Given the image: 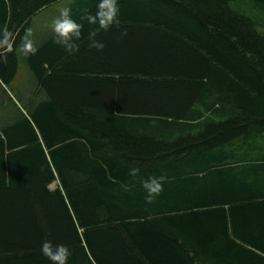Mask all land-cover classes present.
<instances>
[{"label": "trees", "instance_id": "16d2710c", "mask_svg": "<svg viewBox=\"0 0 264 264\" xmlns=\"http://www.w3.org/2000/svg\"><path fill=\"white\" fill-rule=\"evenodd\" d=\"M98 3L0 0V264H51L44 241L68 264H264V0H117L107 31L81 20Z\"/></svg>", "mask_w": 264, "mask_h": 264}, {"label": "clouds", "instance_id": "9594fccd", "mask_svg": "<svg viewBox=\"0 0 264 264\" xmlns=\"http://www.w3.org/2000/svg\"><path fill=\"white\" fill-rule=\"evenodd\" d=\"M119 7L117 0H99L95 13H91L87 8L83 10L81 20H86L90 25H98L99 28L107 31L113 25H119L118 19ZM83 24L77 23L72 18L71 9L68 7L61 8L59 15L52 22V30L55 34V43L62 46L68 52H76L79 50V45L76 43L81 37ZM29 32L24 36L21 48L23 53L27 56L29 54L35 55L37 49L32 39L29 38ZM127 31L121 32V36H126ZM95 36V33H92ZM15 44V34L9 31L5 25L0 29V50H11ZM90 48L98 51H103L105 44L92 39L90 37ZM139 169L132 168L129 172L131 176H136ZM167 179L166 176H153L144 181L143 187L147 192L146 202L151 204L155 198L163 191V183ZM41 253L51 264H68V259L71 252L68 247L62 244L53 245L50 241H44L41 245Z\"/></svg>", "mask_w": 264, "mask_h": 264}, {"label": "rangeland", "instance_id": "374dc122", "mask_svg": "<svg viewBox=\"0 0 264 264\" xmlns=\"http://www.w3.org/2000/svg\"><path fill=\"white\" fill-rule=\"evenodd\" d=\"M62 7H65V4H59V6H56L54 10H50V13L53 12L55 13L57 16L59 15V11ZM49 12H45L44 14L36 17L34 20H33V30L30 34V37L33 35V33L38 30V29H42V28H45L46 26V23L48 22V20L45 18L46 15H48ZM54 19L56 18L55 16H53ZM22 56V54H21ZM21 72L25 71V62L22 60L21 61ZM20 107V105H19Z\"/></svg>", "mask_w": 264, "mask_h": 264}, {"label": "crops", "instance_id": "0c3cea01", "mask_svg": "<svg viewBox=\"0 0 264 264\" xmlns=\"http://www.w3.org/2000/svg\"><path fill=\"white\" fill-rule=\"evenodd\" d=\"M54 8H55V7H54ZM52 20H53V19H52ZM52 20H51V21H52Z\"/></svg>", "mask_w": 264, "mask_h": 264}]
</instances>
